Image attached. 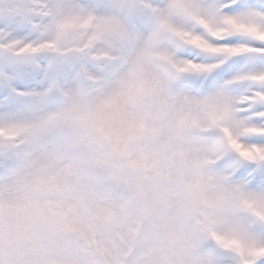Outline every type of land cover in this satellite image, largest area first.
Segmentation results:
<instances>
[{
    "label": "rangeland",
    "instance_id": "374dc122",
    "mask_svg": "<svg viewBox=\"0 0 264 264\" xmlns=\"http://www.w3.org/2000/svg\"><path fill=\"white\" fill-rule=\"evenodd\" d=\"M189 6L0 0V264L264 256V192L216 167L226 101L166 43L207 47L174 21Z\"/></svg>",
    "mask_w": 264,
    "mask_h": 264
},
{
    "label": "snow or ice",
    "instance_id": "6c2138e0",
    "mask_svg": "<svg viewBox=\"0 0 264 264\" xmlns=\"http://www.w3.org/2000/svg\"><path fill=\"white\" fill-rule=\"evenodd\" d=\"M166 4L159 0L161 8ZM174 21L207 44L166 41L179 60L209 66L189 75L184 86L197 95L219 93L226 101L219 122L228 132L226 155L216 167L231 173L232 183L264 192V0H190ZM256 264H264V256Z\"/></svg>",
    "mask_w": 264,
    "mask_h": 264
},
{
    "label": "clouds",
    "instance_id": "9594fccd",
    "mask_svg": "<svg viewBox=\"0 0 264 264\" xmlns=\"http://www.w3.org/2000/svg\"><path fill=\"white\" fill-rule=\"evenodd\" d=\"M105 103L104 101H101V104Z\"/></svg>",
    "mask_w": 264,
    "mask_h": 264
}]
</instances>
